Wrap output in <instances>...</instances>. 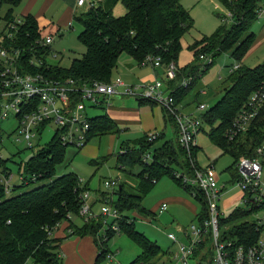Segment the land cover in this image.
Here are the masks:
<instances>
[{
    "label": "trees",
    "instance_id": "16d2710c",
    "mask_svg": "<svg viewBox=\"0 0 264 264\" xmlns=\"http://www.w3.org/2000/svg\"><path fill=\"white\" fill-rule=\"evenodd\" d=\"M22 1L0 0V8L7 6L5 14H0V22L13 21L14 8ZM218 1L230 13V18L220 14L221 23L214 32L202 35L188 46L192 52V60L183 67H178L175 78L167 80L166 86L174 96L175 103H178L190 86L211 66L216 56L222 52H230L238 67L231 69L228 85L223 88L220 98L201 114V119L210 127V138L224 151L233 153L237 159L245 153L248 140L245 138L240 141H228L225 131L251 92L264 83V62L253 67L242 62L255 40V33L251 32L250 28L258 18L264 0ZM121 2L126 8V12L121 16H114L111 11L101 7H91L75 17L82 26L77 38L85 47V52L81 57L73 58L68 68L44 61L40 68L35 69L49 78H72L77 85H81L90 81L111 82L112 71L116 68L122 52L128 53L138 63H143L145 58L151 55L158 56L162 65L170 62L177 65L182 49L181 39L194 27L191 14L180 0ZM15 36L18 37V43L25 44L34 42L41 36L33 15H23V23ZM46 52V48L40 50L41 54ZM200 55H208L211 61L201 63ZM187 78H191V83L184 87L181 83ZM167 114L175 123L176 139L164 141L160 146L154 147L149 163L143 161V155L149 152L159 135L156 139L149 140V134L145 133L133 146L122 145L126 152L116 155L121 170L138 164L141 166L139 171L130 173L135 178L133 183L127 180L120 182L113 192L116 196L112 203L120 213L117 221L119 232L111 228L112 223L104 226V218L101 215L83 222L81 226L73 222L72 217L78 215L81 205L80 193L87 189V185H81L78 175L74 172L56 175V167L62 163L66 149L56 135L39 147L24 162L23 172L30 176L35 175V180L30 182L53 179L49 183L9 198H5L6 193L0 188V264H25L28 259H32L35 264H62L61 256L58 255L61 239L54 237L53 232L63 223H66V229L70 230L69 236L89 235L93 238L97 253L92 264H104L110 252L107 242L117 233L125 234L140 249V254L127 264H161L164 262L161 257L170 259L168 251L135 229L134 221L126 214V210L136 209L140 213L146 211L141 202L162 175L169 176L178 185L183 186L175 177L172 164L187 172L192 170L189 155L179 145L174 117ZM89 120L91 129L88 139L118 131L106 114L90 117ZM196 151L197 147L192 150V157ZM1 162L5 163L3 159ZM23 185L25 184L20 186ZM184 189L191 191L188 187ZM99 193L101 197L106 194L103 191ZM194 197L202 204L201 210L195 215L198 220V215L206 214V207L201 194L196 193ZM222 226L223 236L230 237L237 245L247 247L257 239L253 222L241 208L232 210L222 220ZM208 243L207 236L195 250L194 255L199 257L197 264H213L212 249ZM203 249L204 254L201 253Z\"/></svg>",
    "mask_w": 264,
    "mask_h": 264
},
{
    "label": "built area",
    "instance_id": "2783aa9c",
    "mask_svg": "<svg viewBox=\"0 0 264 264\" xmlns=\"http://www.w3.org/2000/svg\"><path fill=\"white\" fill-rule=\"evenodd\" d=\"M84 2L85 0H77L79 5ZM261 10L260 8L259 14ZM226 16L230 18L231 15L227 12ZM22 23L23 16L16 15L13 21L4 22L0 29V120L9 116L16 118L18 134L26 141L28 147H32V139L39 138L48 126H53V135L57 136L62 145L75 146L80 150L87 143L91 129L87 106L108 107L109 98L112 96H130L159 104L174 117L179 145L190 157L191 172L179 169L173 171L174 175L183 187L191 189L193 196L196 193L201 194L206 207V214L198 215L197 223H191L187 228L189 230V234L186 235L187 243L178 242L176 263L190 264V258L195 250L208 236L213 264H264V83L251 92L225 131L228 141L246 138L248 145L245 153L234 163L231 180L220 183L213 165L200 168L191 156L192 150L197 147L196 135L201 130V117L181 114L174 96L160 80L157 79L150 85H128L117 78L111 82L90 81L77 85L72 78L65 80L49 78L35 68H40L44 61H47L54 36L47 34L29 44L18 43L15 33ZM44 48L47 52L41 54L40 50ZM200 60L202 63L211 61L208 55H200ZM144 61L151 63L153 68L162 67L167 80L175 78L178 69L175 63L162 65L158 56L151 55ZM237 67L238 64L235 63L231 69ZM190 83L191 78H187L181 84L188 87ZM206 108L203 103L197 105V110L204 111ZM157 136L158 133H149L148 138L154 140ZM17 140H20V137ZM119 152L125 153L126 149L121 148ZM151 159V152L143 155V161L146 163ZM1 160L0 157V188L8 193L17 185L12 183L13 173ZM28 176L29 178L21 175V184L26 185L35 180V175ZM119 183L120 180L112 178L104 181L105 187L111 191L103 196L98 213L92 209L89 191L86 189L80 193L81 205L78 216L83 222L101 215L104 218V226L112 223L111 228L119 232L117 221L120 213L112 203L113 192ZM228 185H234L240 190L239 200L242 205L235 206L233 210L236 208L245 210L247 218L254 224L257 239L250 246L237 245L230 237H224L220 230V222L225 216L220 210L219 202ZM167 207V203L162 202L158 206L159 213L166 211ZM168 238L176 241L172 233H168ZM204 251L203 249L201 252ZM58 255L61 256L60 253ZM112 259L113 254L109 252L107 260L111 262Z\"/></svg>",
    "mask_w": 264,
    "mask_h": 264
},
{
    "label": "rangeland",
    "instance_id": "374dc122",
    "mask_svg": "<svg viewBox=\"0 0 264 264\" xmlns=\"http://www.w3.org/2000/svg\"><path fill=\"white\" fill-rule=\"evenodd\" d=\"M203 2L209 3L206 0H202L196 4L193 10L195 14V18L193 17L194 27L181 39L182 49L178 56L177 67H183L192 60V52L188 46L202 35H209L214 32L221 23L219 15L227 14L225 13L226 9L221 5L215 9L212 4H208V9H206ZM261 6L264 7V3ZM20 8V6L14 8L15 16L19 14ZM6 10V5L1 6L0 14L3 16ZM204 10L209 11L210 14L205 13ZM115 14L117 15L118 13ZM260 19L261 17L258 16L250 28V31L255 33L256 38L242 61L244 65L251 67L264 62V20ZM73 21L72 28L67 25L63 32L52 33L54 40L51 43V51L47 56V61L50 64H58L64 68H68L73 58H79L85 52V47L77 38L82 26L77 19ZM3 24L4 21H1L0 29ZM54 53L56 56H53ZM235 63L230 52H222L216 56L214 62L206 72L190 86L181 101L176 103L180 113L201 117V113H205L220 98L223 88L229 83L228 77ZM158 71V78H155L151 63L147 61H144L143 64L138 63L128 53L122 52L118 57L116 68L112 71L111 81L120 78L128 85H150L158 79L166 86L167 78L165 77L163 68H158ZM199 87H202L205 92L198 93L197 89ZM129 98L130 101H135V97ZM130 101L129 104L131 103ZM200 103L207 106L206 110H197V105ZM155 109L161 115L160 117L162 119V110L158 104ZM77 110L80 111L79 108ZM86 111L89 117H93L103 114L105 109L104 106L100 108L87 106ZM17 125L18 121L13 116L0 120V157L5 161L3 164L13 173L12 183L19 186L17 189L6 193L5 198L28 191L41 184L49 183L53 179L34 181L20 186L21 175L29 178L23 172L22 167L24 162L53 136L54 127L48 126L39 138L32 139V147H28L26 141L18 134ZM170 127L167 124V128L171 131ZM161 128H163V125H161ZM143 134L142 130L135 131L131 129L130 131L122 130L118 133L93 136L87 142L88 149H92L90 150L91 153H85L84 151L78 150L75 146L69 145L65 149L62 163L56 167V175L74 172L83 181H80V184L83 186L87 185V190H89V194L91 193L92 196L101 191L106 194L111 191L104 185V181L109 178L120 181L127 178L128 182L133 183L135 178L130 173L139 171L141 166L138 164L132 168L121 170L117 164L116 155L121 151L122 145L129 144L131 147L130 144H132V141L138 140ZM171 135H173V139L176 138V134L173 131H171ZM209 135L210 127L205 121H202L201 130L196 135L197 151L194 155V160L200 168L213 165L220 183L229 181L231 180V174H234L235 156L230 151H224ZM19 137L20 140H17ZM162 142L163 140L161 139L155 140L149 152H153L154 147L160 146ZM171 168L173 170L180 169L175 164H172ZM192 193V191H187L183 186L178 185L169 176L162 175L150 193L141 202L146 210L145 212L140 213L136 209L126 210V214L134 221L135 229L143 232L144 235L156 241L163 250L168 251L171 255L169 263H176L175 254L178 251V242L187 243L186 235L189 234L187 228L191 223H197L195 214L201 210L202 204ZM239 197L240 190L238 187L234 185H228L226 187L219 202L223 216L227 217L235 206L242 205ZM162 201H166L168 207L166 211L159 213L158 206ZM98 208L99 205L94 206V212L98 213ZM106 219L110 220L111 218L106 217ZM74 220L80 222L82 219L77 215L74 216ZM222 228L221 220L220 230ZM54 233L55 231L53 235ZM168 233H172L176 241L168 238ZM72 239L76 241L74 242L75 247L85 246V241L80 243L81 240L77 236ZM107 246L113 254V259L111 262L105 260L104 264H127L140 254L139 247L123 233L115 234L108 240ZM201 253L204 254V252ZM198 258L193 255L190 258V264H197ZM70 259H72V263L77 264L75 258L71 257ZM61 261L62 264H67V260L62 256ZM25 264L35 263L32 259H28Z\"/></svg>",
    "mask_w": 264,
    "mask_h": 264
},
{
    "label": "crops",
    "instance_id": "0c3cea01",
    "mask_svg": "<svg viewBox=\"0 0 264 264\" xmlns=\"http://www.w3.org/2000/svg\"><path fill=\"white\" fill-rule=\"evenodd\" d=\"M199 1L202 0H180L183 7L189 11L192 18L193 17L195 18V14L193 13V10L195 9L196 4ZM206 2H209V3L203 2L206 9H208V4H212L215 9L221 5L218 0H206ZM19 6L21 7L20 8L21 10H19L20 12L18 15H22V16L23 15L25 16L27 14L33 15L39 26L41 36L52 33L56 34L60 31L63 32L64 28L67 25H69L72 28L74 22L73 20H75V17L82 15L91 7H96V8L101 7L104 10H109L112 12L114 16H121L126 12V8L121 2V0H85V2L82 5L77 4V0H23L19 4ZM261 9L262 10L259 17H261V19L264 20V7L261 6ZM204 12L210 14V12L207 10H204ZM115 13L118 14L116 15ZM225 13H227V10H225ZM153 73H154V77L158 78L159 75L158 69L153 68ZM202 90L204 91L202 87H199L197 89V92L201 93ZM129 97L130 96H121V97L112 96L109 98L110 105H108V107L103 105L105 109L103 114H106L114 122V124L118 129L116 133L122 130L130 131L131 129H133L135 131L142 130L144 134L158 133L159 138L157 139H161L163 140V142L168 140L173 141L176 139V138L173 139L172 138L173 135H171V131H173L176 134L175 123L174 121L168 118V114L166 110H164L158 104V106H160L162 110V119H161L160 117L161 115L155 109V107L157 106L155 102H150V101L148 102L144 100H139L137 98H135V101H130ZM129 101L131 102L130 104ZM114 104H116V106H114ZM161 120L163 122L162 124H161ZM167 124L171 126L170 127L171 131L169 128H167ZM161 125H163V128H161ZM89 140L90 139H88V141ZM136 141L137 140L132 141V144L130 145L133 146V144ZM88 147L89 146L86 143L85 146L80 149V151H84L85 153H91L90 150L92 149H88ZM126 180L127 178H124V180H121L120 182ZM104 196H106V194H104ZM102 198L103 197H101L100 193H96L93 196L90 193V202L92 203V209L94 206L100 205V203L102 202ZM162 202H166V201H162ZM72 220L77 226H81L83 224L82 220L80 222H77L74 220V217L72 218ZM69 232L70 230L66 229V223H63L59 225L58 229H56L54 233V237L61 239L60 246L58 249V251H60L59 252L60 255L67 260L66 261L67 264H74L72 263V259H70L71 257L77 260V264H92L94 262L97 253V246L95 245L93 238L89 235L69 236L68 234ZM75 236L80 238L79 239L81 240L80 243L85 241L84 242L85 246L75 247L74 242L76 241L72 239ZM161 258H162L161 260L164 261L163 263L161 262V264H179L174 262L169 263L170 261L169 258H165V257H161Z\"/></svg>",
    "mask_w": 264,
    "mask_h": 264
}]
</instances>
